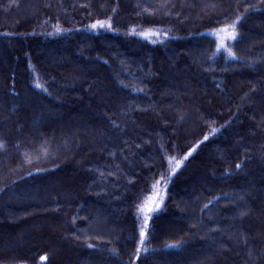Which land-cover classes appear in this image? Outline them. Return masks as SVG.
Listing matches in <instances>:
<instances>
[{
    "label": "trees",
    "instance_id": "1",
    "mask_svg": "<svg viewBox=\"0 0 264 264\" xmlns=\"http://www.w3.org/2000/svg\"><path fill=\"white\" fill-rule=\"evenodd\" d=\"M64 261L264 264V0H0V264Z\"/></svg>",
    "mask_w": 264,
    "mask_h": 264
},
{
    "label": "rangeland",
    "instance_id": "2",
    "mask_svg": "<svg viewBox=\"0 0 264 264\" xmlns=\"http://www.w3.org/2000/svg\"><path fill=\"white\" fill-rule=\"evenodd\" d=\"M148 32H152V31L141 32L140 33V36L146 37L148 39H152V38H155V37H158V38L160 37V35H151V36L144 35V33H148ZM154 33H156V32H154ZM214 35L216 36V39H217V48H218V50L221 51V52H223L228 57H233V55H230L229 54V50H231V52H232L231 44L233 42V39H223V40L219 39L218 36L219 37H224V36L227 35L225 33H220V29L217 30V31H215L214 32ZM220 43H223L225 45V47H218V44H220ZM191 151L192 150H190L182 159H179V160H176L175 159L173 161V164L171 165V171H170L171 173L174 171V169H176L178 167L177 165H180L181 164V162L184 160V158ZM164 186H165V181L163 179H159L156 183L153 184L150 194L148 196H146V198L140 204V206L138 208V213H139V216L141 218V229H143L146 226V223L145 222L147 221V219L150 216V214L153 211H156L161 206V204L163 202V199H164ZM157 205H158V207H157ZM146 207H153L154 210L151 211V212H147L146 210H143L142 211V208H145L146 209ZM46 224L47 223H45L43 225H46ZM176 228H177L176 225H172V224L169 225V229L170 230L171 229L173 230V229H176ZM63 264H69V263H67V262L64 261Z\"/></svg>",
    "mask_w": 264,
    "mask_h": 264
},
{
    "label": "snow or ice",
    "instance_id": "3",
    "mask_svg": "<svg viewBox=\"0 0 264 264\" xmlns=\"http://www.w3.org/2000/svg\"><path fill=\"white\" fill-rule=\"evenodd\" d=\"M106 26L110 27V24H106L105 22H102V21H97L95 24L91 25L92 28H97V27L103 28ZM220 33H225L227 35L224 37L218 36L219 39H221V40L233 39L234 40L236 38L235 23H233L232 25H225L223 28L220 29ZM144 35H146V36L159 35V33L148 32V33H144ZM218 47H225V45L223 43H220V44H218ZM229 54L234 56V53H232L231 50H229ZM177 166H179V165H177ZM237 167H240V165H237ZM157 207H158V205H157ZM143 210H146L147 212H151L154 210V208L153 207H146V209L142 208V211ZM145 223H147V221ZM140 236H141L140 243L143 244L144 237H145V232L143 229H141Z\"/></svg>",
    "mask_w": 264,
    "mask_h": 264
}]
</instances>
